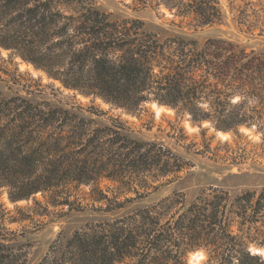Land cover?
Instances as JSON below:
<instances>
[{
    "label": "trees",
    "instance_id": "1",
    "mask_svg": "<svg viewBox=\"0 0 264 264\" xmlns=\"http://www.w3.org/2000/svg\"><path fill=\"white\" fill-rule=\"evenodd\" d=\"M160 1L198 26L223 19L219 0ZM261 8L250 22L240 10L247 30L264 33ZM0 47L64 88L115 107L134 111L153 102L215 131L243 126L264 136V51L222 38L160 37L140 19H112L90 0H0ZM185 165L162 141L133 138L118 120L99 125L66 107L0 92V190L10 202L40 193L70 207L72 189L102 180L138 199L146 196L140 189L161 186L149 181L176 176ZM9 240L0 234V264H25L22 246ZM56 244L36 264H187L194 250L207 264H264L261 251L249 250L252 244L264 252V186L236 194L211 187L190 203L173 192Z\"/></svg>",
    "mask_w": 264,
    "mask_h": 264
},
{
    "label": "rangeland",
    "instance_id": "2",
    "mask_svg": "<svg viewBox=\"0 0 264 264\" xmlns=\"http://www.w3.org/2000/svg\"><path fill=\"white\" fill-rule=\"evenodd\" d=\"M90 2L112 19H140L146 30L156 32L160 37L182 36L200 43L208 38H222L247 50L264 51V33H260L261 28L249 31L247 23L243 25L240 23L243 19H238L240 10L246 9L244 18L247 22L254 21L253 10L258 15L261 7H264V0H219L222 21L204 26H198L191 18L177 16L160 0ZM247 3H253V6L246 8ZM12 53L0 47V92L4 96H21L34 102L66 107L85 118L95 119L99 125L118 120L124 124L131 137L162 141L187 164L176 176L160 177L152 183L149 181L150 184L161 186L155 191L140 189L142 195L146 193V196L138 199H135L136 194L129 188L110 180L72 189L70 207L47 203L48 197L40 193L29 199L10 202L5 190H0V203L4 209L3 215L0 214V234L11 239L8 241L10 245L22 246L26 252L25 264H36L50 253L53 245L64 244L75 231L89 224L127 214L173 192H181L184 201L190 203L211 187H222L236 194L264 186V149L261 147L264 146V136L261 130L247 128L249 132H244L241 126L236 132L215 131L209 122H192L188 114L176 113L167 106L173 112L156 114L151 105L153 102H146L134 111L118 108L98 97L84 96L64 88L58 80L48 78L45 72L36 70ZM24 64L31 65L38 72H33ZM218 132L229 135L223 139ZM228 149L236 151L231 154ZM238 154L240 156H236ZM99 192L105 194L107 199H100ZM129 198L134 199L122 208L106 211L107 206L114 201L124 203ZM42 207L46 208L45 212ZM253 249L257 248L251 244L249 250L252 252ZM196 251L187 253V264H190L191 254ZM259 251L264 258V252L261 249ZM206 261L205 254L197 264H207Z\"/></svg>",
    "mask_w": 264,
    "mask_h": 264
},
{
    "label": "bare ground",
    "instance_id": "3",
    "mask_svg": "<svg viewBox=\"0 0 264 264\" xmlns=\"http://www.w3.org/2000/svg\"><path fill=\"white\" fill-rule=\"evenodd\" d=\"M23 64V63H22ZM25 65V64H24ZM26 67H28L29 69H31L33 72H38V71H35L34 70V68L31 66V65H25ZM40 72V71H39ZM40 73H42V72H40ZM43 74V73H42ZM44 75V74H43ZM152 105V107L155 109V112H156V114H158V113H160V112H162V111H166V112H173V110L172 109H170V108H167V107H165V106H158V105H156L155 103H152L151 104ZM203 124H207V122H203ZM241 130L242 131H244V132H249V129H247V128H241ZM218 135L220 136V137H222L223 139H225L228 135H229V133H222V132H218ZM254 251H256V252H259V250H257V249H253V252ZM204 253L202 252V251H196V252H194L193 254H191V258H190V264H197V262L200 260V259H202V258H204Z\"/></svg>",
    "mask_w": 264,
    "mask_h": 264
},
{
    "label": "water",
    "instance_id": "4",
    "mask_svg": "<svg viewBox=\"0 0 264 264\" xmlns=\"http://www.w3.org/2000/svg\"><path fill=\"white\" fill-rule=\"evenodd\" d=\"M256 252V251H255Z\"/></svg>",
    "mask_w": 264,
    "mask_h": 264
}]
</instances>
